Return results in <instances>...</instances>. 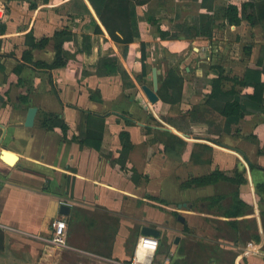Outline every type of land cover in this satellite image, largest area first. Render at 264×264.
<instances>
[{"label":"crops","instance_id":"obj_1","mask_svg":"<svg viewBox=\"0 0 264 264\" xmlns=\"http://www.w3.org/2000/svg\"><path fill=\"white\" fill-rule=\"evenodd\" d=\"M164 1L139 0L135 40L126 47L89 0H0V264H94L103 251L113 264H264V113L251 109L228 122L207 104L216 65L242 78L263 56V33L247 21L228 25L237 52L224 45L212 52L216 34L211 41L185 33L187 19L177 11L193 1L205 13L202 0H173L174 10L159 8ZM149 17L172 38H161ZM65 27L74 33L63 44L65 66L25 61L30 50L34 61L52 63L54 35ZM105 55L118 58L117 73L99 71ZM154 67L161 77L171 67L184 77L178 105L146 97L142 85L153 86ZM89 115L104 119L99 148L80 143ZM215 171L229 179L182 186ZM56 218L67 223L65 246L52 241ZM145 225L161 231L147 263L136 254Z\"/></svg>","mask_w":264,"mask_h":264},{"label":"trees","instance_id":"obj_2","mask_svg":"<svg viewBox=\"0 0 264 264\" xmlns=\"http://www.w3.org/2000/svg\"><path fill=\"white\" fill-rule=\"evenodd\" d=\"M111 38L117 43H123L128 46L135 40V26H138L137 5L139 0H89ZM143 2V1H142ZM204 3H210L209 7H205L206 12L202 14L200 24L184 25L185 33L202 36L210 39L215 33L213 29L226 26H238L242 22L247 21L251 26H259L264 37V0H244L240 4L231 0L225 1L223 4L215 3V0H203ZM86 7V6H85ZM87 9V7H86ZM88 10V9H87ZM150 22L158 24V33L161 38H172V34L168 30H163L153 17H149ZM97 31L102 32L97 26ZM120 33V34H119ZM206 33V34H205ZM204 34V35H203ZM122 35V36H120ZM74 33L67 27L58 31L54 35L56 57L52 63L44 61H34L30 50L23 53V58L26 62L37 68H46L52 70L54 68L63 67L67 64L69 58L64 50L63 44L67 40H71ZM139 36V35H138ZM48 38H43L39 42L33 40L32 47L42 46L48 42ZM249 52L250 47H245ZM141 61L143 65L142 75H147V53L144 41L141 42ZM98 65L99 71L106 74H115L118 70V58L111 55H105L100 60ZM219 69V75L210 79L212 91L207 100L213 109L224 115L228 122H239L251 109L259 110L264 113V46L263 56L259 59L256 67H248L243 77L229 76L224 73L221 65H216ZM160 86L158 94L160 98L169 103L171 106L178 105L182 97V88L184 77L178 74L174 68H170L166 75L160 77ZM227 82H232V86L225 88ZM240 87L251 86L253 92L251 94H242ZM87 129L85 132L81 128L80 143H87L99 148L102 140L104 119L101 116L89 115ZM93 118V120H89ZM64 136L67 137L68 126L66 123H61ZM85 136V138H82ZM74 137H76L74 135ZM260 153L264 154V145L260 149ZM218 177L226 178L220 172L215 171L212 174L204 177L189 179L182 184L183 187L199 186L214 182ZM229 179V178H226ZM243 181V178H240ZM261 190H264V185H259ZM240 207H245V203L240 200ZM3 233L0 232L2 240ZM3 245L0 244V248Z\"/></svg>","mask_w":264,"mask_h":264},{"label":"rangeland","instance_id":"obj_3","mask_svg":"<svg viewBox=\"0 0 264 264\" xmlns=\"http://www.w3.org/2000/svg\"><path fill=\"white\" fill-rule=\"evenodd\" d=\"M174 4H175V2L173 0H165L163 3H161L159 5V8H161L163 5H165V8L167 10H174V8H175L174 7L175 6ZM179 4H180V6L177 9V11L178 12L179 11H182V13H183V20H184V18L187 19L186 21L182 22V25L183 26L186 25V23L188 21H192L193 22V23H191L192 25H194L195 22H196V25H199L200 24V20L202 18V14L204 13V12H202V13L201 12H198V8H199V5L200 4L199 5L198 4H195L193 1H190V2H187V3L186 2H183V3H179ZM186 4H190V5H186ZM209 5H211V4L210 3H204V5H202V2H201V8H203V9H207L205 7H209ZM184 7H187V9H185ZM157 8H158V6H156V5L153 7L154 10H156ZM181 26L179 28H177V29L178 30H181ZM260 31H261V29H260ZM213 32L216 34L215 35L216 40H214L215 41V44H213V41H212L213 39H210L212 41V44L210 46L212 52H215L214 51L215 45L216 46H218V45H224L223 48H226L227 51H229V54H231V55H233V53L237 52L236 51L237 50V45L234 44L235 43V40L233 39L232 32H231V30L229 28H227V27L226 28L225 27L224 28L223 27H219V28L213 29ZM234 45H236V46H234ZM231 51H232V53H230ZM195 54H196V52H193V55H195ZM211 58L212 59L209 60L210 63L212 62V60H214L213 59V54H212ZM217 61L218 62L219 61L221 62L222 60H217ZM160 66L164 67V62L163 63H160ZM148 72H150V74H152L151 69H148ZM158 77H159V80H160V77H161L160 74L158 75ZM148 82L153 84L152 78L148 79ZM197 204H199L198 201H197ZM160 245H162V242L161 241H160ZM100 256L101 257H99V256L98 257H95L96 263H94V264H99V259L100 260H104V262H103L104 264L105 263L106 264H113V261H111V260H114V258H112V255L111 254L106 253L105 251H103V253H100ZM104 258H106V259H104ZM80 264H83V263H80Z\"/></svg>","mask_w":264,"mask_h":264},{"label":"water","instance_id":"obj_4","mask_svg":"<svg viewBox=\"0 0 264 264\" xmlns=\"http://www.w3.org/2000/svg\"><path fill=\"white\" fill-rule=\"evenodd\" d=\"M160 72L161 71L159 69H157V67H154L152 69V74L150 75V77L153 80V86L150 87L147 84L142 85V89H143L146 97L148 98V100L151 103H156L160 99L159 94H158V90H159V86H160V81H159L158 75L160 74ZM8 154H11L12 156L15 157V154H13V153H8ZM60 212H61V214H69L70 206L67 204H61ZM178 218L181 221H184V217L182 215H179ZM142 233L145 236L158 237L160 235L161 231L155 227L145 225L142 228Z\"/></svg>","mask_w":264,"mask_h":264},{"label":"built area","instance_id":"obj_5","mask_svg":"<svg viewBox=\"0 0 264 264\" xmlns=\"http://www.w3.org/2000/svg\"><path fill=\"white\" fill-rule=\"evenodd\" d=\"M52 225V241L57 244V245H60V246H65L67 244V238H68V235H67V223L65 221V219H62V218H56L52 221L51 223ZM142 240H149L151 242L154 243V247H142L144 248L146 251L148 252H151V253H155L159 247V240L157 237H154V236H142L139 240V243H138V248L136 250V254H137V251L139 249L140 244L142 242Z\"/></svg>","mask_w":264,"mask_h":264},{"label":"bare ground","instance_id":"obj_6","mask_svg":"<svg viewBox=\"0 0 264 264\" xmlns=\"http://www.w3.org/2000/svg\"><path fill=\"white\" fill-rule=\"evenodd\" d=\"M139 251H137V258L139 259V261L143 262V263H147L149 260V257L151 255V252L146 251L144 248L139 247L138 249Z\"/></svg>","mask_w":264,"mask_h":264},{"label":"clouds","instance_id":"obj_7","mask_svg":"<svg viewBox=\"0 0 264 264\" xmlns=\"http://www.w3.org/2000/svg\"><path fill=\"white\" fill-rule=\"evenodd\" d=\"M141 247H154V243L149 240H142Z\"/></svg>","mask_w":264,"mask_h":264}]
</instances>
